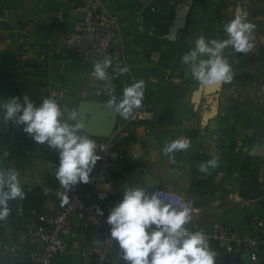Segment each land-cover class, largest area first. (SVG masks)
Here are the masks:
<instances>
[{"label":"crops","instance_id":"0c3cea01","mask_svg":"<svg viewBox=\"0 0 264 264\" xmlns=\"http://www.w3.org/2000/svg\"><path fill=\"white\" fill-rule=\"evenodd\" d=\"M82 1L0 0V88L5 75L25 84L43 78L48 69H62L64 63L74 67L79 60L76 51L65 45L64 35L73 26L70 9ZM153 4L159 11L150 13L148 7ZM114 6L123 11L121 32L114 37L105 59L111 60L108 69L119 71L118 85L113 88L90 77L99 61H79L77 66L86 75V89L80 91L83 97L102 95L120 103L124 89L142 80L140 106L154 110L155 117L125 125L128 116L122 115L119 133L112 139L113 147L123 154L113 168V181L125 180L131 170L142 165L160 186L184 193L201 207L199 215L191 216L194 224L207 227L222 222L242 236L256 233L258 222L264 221V0H115ZM237 8L255 25L252 47L247 52L225 47L221 55L231 65V81L223 82L220 91L203 93L195 100L201 84L192 75L191 63H184L182 58L201 36L219 41L220 28L234 19ZM181 11L186 12L185 24L168 38ZM199 59H208V54L198 57L197 63ZM124 68L126 72L121 71ZM69 72L79 78L74 68ZM185 138L189 147L164 151L173 141ZM6 145L0 144V163L12 156L13 164L1 163L0 170H14L25 185L42 186L41 211L56 212L66 188L47 186L55 163L37 154L17 152L21 150L17 143L13 148ZM11 151L17 153L12 155ZM214 156L219 157L218 166L209 165L208 171H201L200 165ZM86 186L82 182L80 188ZM122 200L120 195L110 194L103 203L117 206ZM41 211L9 210L3 217L5 239L0 240V252L20 264H30L28 230L41 224ZM156 227L151 225L148 231ZM72 234L91 245L101 241L100 228L87 224L81 214L72 223ZM260 254L264 260V243ZM219 256L218 264H223L229 254L223 251ZM109 258L105 264H131L119 243ZM53 264L99 263L93 255L68 254L57 256Z\"/></svg>","mask_w":264,"mask_h":264},{"label":"clouds","instance_id":"9594fccd","mask_svg":"<svg viewBox=\"0 0 264 264\" xmlns=\"http://www.w3.org/2000/svg\"><path fill=\"white\" fill-rule=\"evenodd\" d=\"M246 16L241 8L235 9L234 19L225 26L229 39L208 41L201 36L196 40L195 48L183 56V62L191 63L192 75L202 86H219L221 82L231 81V65L221 53L229 44L237 52L251 49L250 38L255 25L247 21ZM203 54H208V59H199L197 63ZM110 65L109 59L96 63L94 75L106 78V69ZM121 71L126 72L127 68ZM143 84L141 80L124 89V98L116 107L125 117L134 107L140 106ZM0 107L4 109L5 119H15L25 125L24 131L34 134L36 142H47L59 150L56 177L64 188L89 182V174L100 159L95 153L96 144L77 134L82 124L72 126L60 119L61 108L54 99H45L40 106H35L25 95L22 102L19 97H12ZM72 115L74 117L75 113ZM189 143L186 138L175 140L164 151L185 149ZM218 164L219 157L214 156L202 163L200 169L206 172L209 165L215 168ZM24 197L18 174L14 170H0V218L9 213L10 200ZM191 219L189 208L177 209L171 203H165L158 192L148 196L145 190L136 188L125 192L123 200L108 216V223L113 226L112 237L118 240L124 258L131 264H214L216 254L209 248L204 233L190 232L186 227ZM151 225L157 227L149 232Z\"/></svg>","mask_w":264,"mask_h":264},{"label":"built area","instance_id":"2783aa9c","mask_svg":"<svg viewBox=\"0 0 264 264\" xmlns=\"http://www.w3.org/2000/svg\"><path fill=\"white\" fill-rule=\"evenodd\" d=\"M74 8L78 13L85 14V20L72 21V28H69L64 35L65 45L76 51L77 59L82 63L103 62L113 45L114 37L121 32L119 18L123 11L114 6L112 0H83ZM148 11L158 12L159 8L153 4L148 7ZM90 77L116 88L120 73L118 70L107 68L106 78L96 77L94 70L91 71ZM154 117V110L144 106L134 107L125 125L130 122L152 121ZM119 130L120 126L117 132L109 138L85 135L95 142V153L100 157L93 167L95 183H115L112 171L123 154L113 147L112 139L119 133ZM77 134L79 135V130ZM18 179L22 189L31 188L32 185H25L19 176ZM157 192L165 203H171L177 209L189 208L191 216L201 213V207L182 192H175L160 185L154 188L152 195ZM102 194L103 198H101ZM107 195L110 193L97 188L95 184L76 190H64L60 208L52 213L41 211L39 213L41 224L33 225L28 230L30 264H53L57 256L68 254L80 257L93 255L99 264L107 263L110 260V253L119 243L112 237L113 226L108 223V216L116 206L103 203ZM79 214L84 217L87 224L100 228L101 241L98 244H87L72 234V223ZM186 227L190 232L202 231L209 245L215 242L229 255L246 250L250 254L252 264H264L260 254V246L264 243V221H259L258 231L248 236H242L237 229L222 222L203 227L191 221ZM214 252L219 253V249ZM0 257L3 258L4 264H20L6 252H0Z\"/></svg>","mask_w":264,"mask_h":264},{"label":"water","instance_id":"95a60500","mask_svg":"<svg viewBox=\"0 0 264 264\" xmlns=\"http://www.w3.org/2000/svg\"><path fill=\"white\" fill-rule=\"evenodd\" d=\"M180 15L173 21L167 35L168 38H173L177 31L184 26L186 12L181 11ZM85 20L84 13H78L75 8L70 9L69 11V20L76 21ZM222 83L219 86H200L194 96L195 100H198L200 96L204 94H212L220 91ZM114 99H108L99 95L98 97H83L81 96L78 99L76 110L69 115V118L74 122L75 125L82 124L83 127L80 128L82 132L88 135H92L100 138H109L112 137L117 130L119 129L122 114L117 111V105L119 101H114L109 103ZM89 182L87 186L95 184V186L101 190H104L110 194H118L124 198L125 192L128 189H143L146 192V195L151 196L155 187L159 186V181L155 179L145 167L142 165H137L133 170L130 171L125 180L119 183L112 182H97L95 183V177L89 175ZM86 186V187H87ZM264 193V190L263 192ZM232 264H252L251 257L248 251L242 250L232 253L228 256ZM150 259V257H149ZM122 264H128L126 261H123Z\"/></svg>","mask_w":264,"mask_h":264},{"label":"rangeland","instance_id":"374dc122","mask_svg":"<svg viewBox=\"0 0 264 264\" xmlns=\"http://www.w3.org/2000/svg\"><path fill=\"white\" fill-rule=\"evenodd\" d=\"M113 1L115 2V0ZM79 64L81 63L77 61L73 67L77 71L75 73L79 76L78 79L70 76L72 73L69 71L73 69V65L70 66L67 63L63 64L62 69L55 68L52 72H50V69H48L45 71V76L43 78L37 77L32 80H28L25 84H20L11 76L5 75L0 88V105L12 97H19L22 102L25 95L29 97L35 106H40L45 99L51 98L54 99L61 108L62 115L60 119L63 122L70 123L71 119L69 118V115H71L76 110L78 99L82 95H85L84 92L80 91V89H86V75H84L79 66H77ZM20 82L23 83L22 81ZM63 91L64 93H62V96L61 92ZM14 123L15 126H17L15 129L16 131L25 132V125L17 123L15 119H5L4 109L0 107V144H7L10 147L12 145L16 146L17 142L13 139L12 128ZM71 123L74 122L72 121ZM30 149H26V153H33L35 155L37 154V149L34 146H30ZM18 151L21 150H17V152ZM17 152L11 151L12 155ZM11 157L9 156L1 163L4 166H11L13 164ZM219 258V253H216L215 261H217ZM225 260H227V262L224 261L223 264H232L229 257ZM215 261L214 264H216Z\"/></svg>","mask_w":264,"mask_h":264},{"label":"trees","instance_id":"16d2710c","mask_svg":"<svg viewBox=\"0 0 264 264\" xmlns=\"http://www.w3.org/2000/svg\"><path fill=\"white\" fill-rule=\"evenodd\" d=\"M211 35L210 31H207V35ZM208 35V36H209ZM229 39V34L225 31V27H221L219 31V41ZM226 47L234 48L232 45H227ZM72 122V120H70ZM75 126V124L73 123ZM13 127V139L17 142L18 146L20 147L21 151L24 152L26 149H30V146H34L37 149V155L46 161H51L55 163L53 169L48 173L47 176V186L52 188H59L61 187L60 181L56 177V172L59 167V150L49 146L47 142L38 143L34 139V134H29L27 132H20L16 131L15 123L12 125ZM79 132H82L78 129ZM32 150V149H30ZM22 163V162H21ZM21 163L17 164V166L21 167ZM131 167V166H130ZM82 182H78L77 184L71 186L73 190L80 189V185ZM25 193V197L23 199L16 198L14 200H10L8 202L9 210L16 208L26 211L28 209H36L41 211L42 203L44 200V188L39 185H32L30 189L27 187L23 189ZM6 221L3 218H0V240L5 239V227ZM209 248L212 251L219 249V252H223L224 249L219 247L215 242L210 243ZM0 264H4V260L0 257Z\"/></svg>","mask_w":264,"mask_h":264},{"label":"flooded vegetation","instance_id":"af4514ba","mask_svg":"<svg viewBox=\"0 0 264 264\" xmlns=\"http://www.w3.org/2000/svg\"><path fill=\"white\" fill-rule=\"evenodd\" d=\"M215 263H216V264H218V260H217V261H215Z\"/></svg>","mask_w":264,"mask_h":264}]
</instances>
